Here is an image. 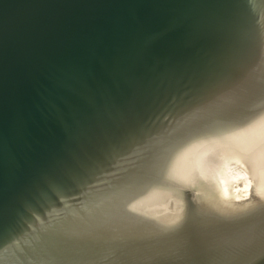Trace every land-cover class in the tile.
<instances>
[{"label": "water", "instance_id": "water-1", "mask_svg": "<svg viewBox=\"0 0 264 264\" xmlns=\"http://www.w3.org/2000/svg\"><path fill=\"white\" fill-rule=\"evenodd\" d=\"M0 264H264V0H0Z\"/></svg>", "mask_w": 264, "mask_h": 264}]
</instances>
